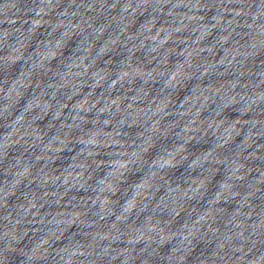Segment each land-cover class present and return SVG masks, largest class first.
<instances>
[{"label": "clouds", "instance_id": "clouds-1", "mask_svg": "<svg viewBox=\"0 0 264 264\" xmlns=\"http://www.w3.org/2000/svg\"><path fill=\"white\" fill-rule=\"evenodd\" d=\"M31 4L32 19L20 27L0 20V122L7 121L0 127V264H264V169L246 166L257 148L242 145L264 140V0ZM109 42L113 48L105 53ZM56 48L54 56L49 50ZM45 62L50 68L41 77ZM96 68L112 71L105 79ZM27 81H34L32 91L18 105ZM197 84L215 87L196 92ZM45 93L42 105L33 103ZM190 95L195 99L185 107ZM82 96L92 97L87 108ZM58 99L71 121L58 143L78 146L77 179L87 183L91 172L104 171L88 185V199L61 205L71 211L37 218V198L28 193L46 183L36 178L55 161L8 150L34 147L28 142L38 137L29 125ZM88 115L93 119H83ZM178 120L171 138L154 143ZM233 135L241 143H230ZM192 146L205 151L189 156ZM237 149L248 154L235 157ZM255 161L264 164V155ZM212 166L221 171H209ZM61 180L68 183L62 173L51 182ZM209 208L214 211H204ZM34 220L38 234L29 230L37 228ZM65 230L71 247L52 251Z\"/></svg>", "mask_w": 264, "mask_h": 264}]
</instances>
